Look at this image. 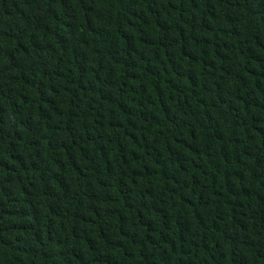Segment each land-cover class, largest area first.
Returning a JSON list of instances; mask_svg holds the SVG:
<instances>
[{"label":"trees","instance_id":"trees-1","mask_svg":"<svg viewBox=\"0 0 264 264\" xmlns=\"http://www.w3.org/2000/svg\"><path fill=\"white\" fill-rule=\"evenodd\" d=\"M0 264H264V0H0Z\"/></svg>","mask_w":264,"mask_h":264}]
</instances>
